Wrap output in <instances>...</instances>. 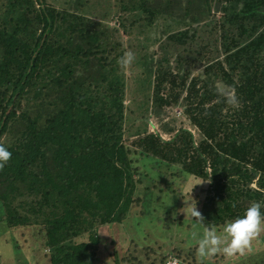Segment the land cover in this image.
Segmentation results:
<instances>
[{
  "label": "trees",
  "instance_id": "trees-1",
  "mask_svg": "<svg viewBox=\"0 0 264 264\" xmlns=\"http://www.w3.org/2000/svg\"><path fill=\"white\" fill-rule=\"evenodd\" d=\"M0 144L6 263L195 264L185 226L264 214V0H0Z\"/></svg>",
  "mask_w": 264,
  "mask_h": 264
},
{
  "label": "clouds",
  "instance_id": "clouds-1",
  "mask_svg": "<svg viewBox=\"0 0 264 264\" xmlns=\"http://www.w3.org/2000/svg\"><path fill=\"white\" fill-rule=\"evenodd\" d=\"M132 60V53L125 52L118 58L117 63L121 67H124ZM218 93L227 104L231 106L238 104L237 98L229 94L225 89H218ZM10 155L11 153L8 148L0 144V164L6 162ZM188 211L189 215L195 219L201 217L200 213L196 210L195 204ZM262 224H264V214L260 212V205L257 202H252L244 209L241 215L225 222L219 234L215 229L206 228L198 242L199 250L202 254H213L219 251L230 256L244 249L248 245L250 238L257 233ZM172 263L179 264L178 260L174 257H171L167 264Z\"/></svg>",
  "mask_w": 264,
  "mask_h": 264
},
{
  "label": "rangeland",
  "instance_id": "rangeland-1",
  "mask_svg": "<svg viewBox=\"0 0 264 264\" xmlns=\"http://www.w3.org/2000/svg\"><path fill=\"white\" fill-rule=\"evenodd\" d=\"M111 24H114L115 22L114 21H111L110 22ZM115 26L117 25V24H114ZM113 25V26H114ZM123 38H124V36H123ZM157 46H158V44H156V46H154L153 47V51H156L157 50ZM158 52V51H157ZM129 71H130V68H128L127 70H126V73L128 74L129 73ZM128 86H129V88H131L132 87V83H128ZM131 91V90H130ZM136 92H134V93H132L131 94V97L130 98H128V95L130 94L129 93V91L127 92V99L125 100V105H126V116H127V114L129 115V110H131V111H133V110H135V107H136V105H133V100H137V101H141L142 100V97L141 98H139V94L137 95V94H135ZM129 101H130V104H129ZM147 106H148V104H146ZM180 111H181V109L180 108H175V109H173V111H170V116L171 117H174L175 119H176V121H175V124L178 126V125H181V124H184L185 123V127H187V129H189L195 136H196V133H195V129L194 128H192L190 125H188V121H187V119L186 118H184V117H181V114H180ZM166 117H167V115H166ZM166 117H164V119L163 120H165V119H167ZM126 126H127V124H126ZM156 128H157V124L155 123V121H154V119H151L150 120V122H149V124H148V126H147V131L148 132H152V131H155L156 130ZM165 139L166 138H168V136L167 135H162ZM169 205V207H171V203H169L168 204ZM174 205V204H173ZM186 207L184 208V206H183V208H182V211L183 212H185L186 211ZM145 225V227L146 228H149V224L148 223H145L144 224ZM189 228H191V227H187V226H185V229H187V230H184V229H181V233H180V235L182 236V237H180V239H184L185 240V242L184 243H182L180 240H175L174 241V244H172L169 248L170 249H172V247H174V248H176V249H178V248H180V249H182V248H188V247H191V248H193L192 247V245H197L198 244V242H199V239L201 238L200 237V233L198 232L197 233V231H195V230H193V229H191V230H189ZM197 233V234H196ZM155 234V233H154ZM179 235V236H180ZM155 241H157V239L155 240ZM165 243V242H164ZM32 244V243H31ZM149 244H151L152 245V242H150ZM159 245H161V249L163 250V249H165L166 247H164L163 248V244L162 243H158ZM0 249H2V250H9L8 249V245H5V244H0ZM32 249H33V246L31 245V247L29 248V250H28V252H29V254L30 253H32ZM183 250V249H182ZM195 250V249H194ZM156 251H161L160 249H158V248H156ZM199 252H200V250L198 249V254H199ZM161 253V252H160ZM218 253H220L219 251H218ZM247 252H245V250H240V251H238V256H242V255H244V254H246ZM261 254H263V255H261ZM260 256L261 255V257L259 258L258 257V260H256V264H264V248H262V249H258V251L257 252H254V253H252L251 254V256L250 257H248V258H256L255 256ZM171 257H174V256H171ZM195 259L197 260V261H195V264H197L198 262H199V258L203 261V262H206L207 260H209L210 259V257H209V254H202L201 253V255L199 254V255H197V253H196V255H195ZM232 258V264H244V263H242V262H240L239 261V259L237 258V257H235V256H232L231 257ZM247 258V259H248ZM237 259V260H236ZM246 259V258H245ZM244 259V260H245ZM259 259H261V260H259ZM228 260H230L227 256H225L224 257V259H222V263H224L225 261H228ZM6 261H9V259H4V257H2L1 258V256H0V264H15V263H6ZM254 261H255V259H254ZM181 262H183V261H181ZM31 264H34V263H31ZM173 264V263H172ZM183 264H189V263H186V262H183ZM245 264H252V263H250V262H247V263H245Z\"/></svg>",
  "mask_w": 264,
  "mask_h": 264
}]
</instances>
